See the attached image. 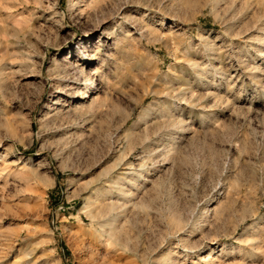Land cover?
I'll list each match as a JSON object with an SVG mask.
<instances>
[{
    "label": "rangeland",
    "instance_id": "374dc122",
    "mask_svg": "<svg viewBox=\"0 0 264 264\" xmlns=\"http://www.w3.org/2000/svg\"><path fill=\"white\" fill-rule=\"evenodd\" d=\"M106 245L264 264V0H0V264Z\"/></svg>",
    "mask_w": 264,
    "mask_h": 264
},
{
    "label": "bare ground",
    "instance_id": "6f19581e",
    "mask_svg": "<svg viewBox=\"0 0 264 264\" xmlns=\"http://www.w3.org/2000/svg\"><path fill=\"white\" fill-rule=\"evenodd\" d=\"M79 68L77 70L82 72V70L79 69ZM80 78H79V80H80ZM92 82H93V79L91 77H89L88 83L91 84ZM86 88H88V86ZM81 95L83 97L84 96L86 97L88 95L87 91H83ZM97 199H99V198H97ZM95 201L92 202V204L94 205L93 206L94 210H92L90 212V215H91V217L94 220H97V224H99L102 227V230L99 233V235H100V237H104L106 239V242L109 245V243L113 242L114 239L117 240V238H119L118 235H117V228L114 225L115 218L114 217L112 218V216L111 217L109 216V212H110V208L109 207H106V205H103V203H101L100 201L98 203H101V204L97 205V200H95ZM105 251H106V254H105V256H103L102 261L99 262V263H101V264H111V262H110L111 260L108 257H110L113 254L114 249H112L111 247H107V245H106Z\"/></svg>",
    "mask_w": 264,
    "mask_h": 264
}]
</instances>
